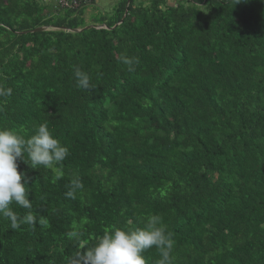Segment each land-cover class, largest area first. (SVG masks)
<instances>
[{
	"label": "trees",
	"instance_id": "trees-1",
	"mask_svg": "<svg viewBox=\"0 0 264 264\" xmlns=\"http://www.w3.org/2000/svg\"><path fill=\"white\" fill-rule=\"evenodd\" d=\"M95 2L0 0V84L13 91L0 127L27 139L47 124L69 149L53 168L17 161L40 222L0 215V264H80L104 233L153 214L172 264H264V0Z\"/></svg>",
	"mask_w": 264,
	"mask_h": 264
},
{
	"label": "clouds",
	"instance_id": "clouds-1",
	"mask_svg": "<svg viewBox=\"0 0 264 264\" xmlns=\"http://www.w3.org/2000/svg\"><path fill=\"white\" fill-rule=\"evenodd\" d=\"M240 2L241 0H234V3ZM120 60L129 70H134V64L139 62L126 55H121ZM73 75L78 89L90 90L94 87L86 71L76 67ZM12 94V88L0 84V100L11 97ZM25 153L27 160L24 158ZM68 155L69 149L53 135L47 124H40L27 139L12 129L0 127V215L10 220L11 228L18 229L21 224L35 227L40 222L28 198V184L23 179L24 173L18 171L17 161L23 160L33 169L38 166L53 168L61 164ZM60 178L61 172L57 171L54 181ZM83 188L82 180L76 177L71 181L65 196L75 199L76 190ZM12 204L29 211L20 217L13 211ZM79 235L76 229L66 233L69 239L79 238ZM174 243L162 218L153 214L146 218L143 227L110 229L94 245L84 250L79 260L80 264H147L142 253L155 247L161 254L157 264H172Z\"/></svg>",
	"mask_w": 264,
	"mask_h": 264
},
{
	"label": "built area",
	"instance_id": "built-area-1",
	"mask_svg": "<svg viewBox=\"0 0 264 264\" xmlns=\"http://www.w3.org/2000/svg\"><path fill=\"white\" fill-rule=\"evenodd\" d=\"M90 1L92 0H58V3L61 7L75 8L78 7L80 4H84Z\"/></svg>",
	"mask_w": 264,
	"mask_h": 264
},
{
	"label": "rangeland",
	"instance_id": "rangeland-1",
	"mask_svg": "<svg viewBox=\"0 0 264 264\" xmlns=\"http://www.w3.org/2000/svg\"><path fill=\"white\" fill-rule=\"evenodd\" d=\"M95 1H96L95 4H98L102 7L104 6V7L110 8L113 5L115 0H95Z\"/></svg>",
	"mask_w": 264,
	"mask_h": 264
},
{
	"label": "water",
	"instance_id": "water-1",
	"mask_svg": "<svg viewBox=\"0 0 264 264\" xmlns=\"http://www.w3.org/2000/svg\"><path fill=\"white\" fill-rule=\"evenodd\" d=\"M89 27H99V26H96V25L86 26V28H89ZM44 29H46V27L40 26V27H36V28H34L32 30L24 31V32L40 31V30H44ZM74 31H80V30L79 29H74Z\"/></svg>",
	"mask_w": 264,
	"mask_h": 264
}]
</instances>
